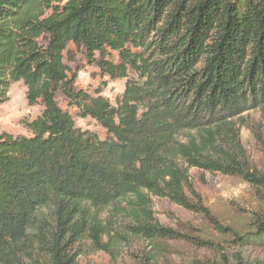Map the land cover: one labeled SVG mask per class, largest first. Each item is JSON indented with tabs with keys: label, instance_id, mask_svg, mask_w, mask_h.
I'll use <instances>...</instances> for the list:
<instances>
[{
	"label": "trees",
	"instance_id": "trees-1",
	"mask_svg": "<svg viewBox=\"0 0 264 264\" xmlns=\"http://www.w3.org/2000/svg\"><path fill=\"white\" fill-rule=\"evenodd\" d=\"M41 1L0 0V104L21 80L43 106L31 135L0 133V264L109 251L104 210L149 244L134 264H264L244 255L264 246V172L236 129L245 112L264 119V0ZM70 43L101 74L127 78L115 105L75 89ZM57 92L106 137L76 127ZM190 167L235 177L248 196L220 213L188 183ZM152 196L193 220L160 223Z\"/></svg>",
	"mask_w": 264,
	"mask_h": 264
},
{
	"label": "rangeland",
	"instance_id": "rangeland-1",
	"mask_svg": "<svg viewBox=\"0 0 264 264\" xmlns=\"http://www.w3.org/2000/svg\"><path fill=\"white\" fill-rule=\"evenodd\" d=\"M68 0H43L52 5H63ZM44 8V7H43ZM41 9H39L40 11ZM45 13L49 9L44 8ZM71 56L64 54V61L70 69V74H75V89H82L95 94L97 90L104 95L111 104L115 105L122 94L127 78H110L101 74L95 64H91L83 53L77 50L72 43L68 44ZM112 60L117 61L116 52L111 54ZM130 76H134L130 74ZM27 87L23 81L11 84L8 99L0 104V133H9L14 136H29L26 125L35 119L42 111L40 102L29 105L26 99ZM58 106L67 110L72 115L74 124L82 130L95 132L99 138L106 137L105 129L90 117L80 118L76 115V108L67 105V99L61 92L55 96ZM236 129L238 138L245 151L249 163L264 172V119L260 112L251 110L245 112L237 119ZM244 122V124H240ZM187 180L193 189L199 193L204 202L211 205L218 212L226 210L225 200L242 199L248 196L247 186L237 178L223 176L216 172L190 167L187 169ZM151 209L154 217L162 224L175 227L177 221L193 220V216L181 206L172 203L168 198L151 197ZM110 212V211H109ZM106 210L101 212V218L111 223V237L108 241L109 251L94 249L90 244H85L78 250L74 264H134V259L149 250V244L137 237L129 235L123 227L126 222L124 216L111 214ZM246 258H263L264 246L251 245L245 248Z\"/></svg>",
	"mask_w": 264,
	"mask_h": 264
}]
</instances>
